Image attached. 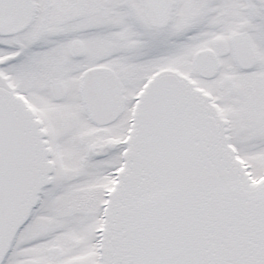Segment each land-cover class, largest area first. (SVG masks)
Wrapping results in <instances>:
<instances>
[{
  "label": "snow or ice",
  "instance_id": "obj_1",
  "mask_svg": "<svg viewBox=\"0 0 264 264\" xmlns=\"http://www.w3.org/2000/svg\"><path fill=\"white\" fill-rule=\"evenodd\" d=\"M0 264H264V0H0Z\"/></svg>",
  "mask_w": 264,
  "mask_h": 264
}]
</instances>
